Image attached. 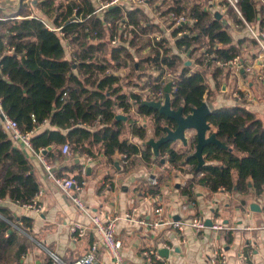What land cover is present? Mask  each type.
Listing matches in <instances>:
<instances>
[{
  "label": "trees",
  "instance_id": "16d2710c",
  "mask_svg": "<svg viewBox=\"0 0 264 264\" xmlns=\"http://www.w3.org/2000/svg\"><path fill=\"white\" fill-rule=\"evenodd\" d=\"M147 1L156 4L165 18L171 12L184 11L196 19L192 26H181L188 33L176 41L195 55V68L171 51L166 37L153 45L149 35L160 32L161 26L143 6L101 8V2L96 0H18L17 9L0 20L2 112L14 119L23 132L32 131L30 141L35 151L51 147L46 158L52 164L62 158L64 144L76 156L94 155L96 149L108 156L122 153L128 163L141 158L147 163L163 164L162 156L167 153L164 163L170 167L194 165V175L201 174L196 181L213 192L220 188L243 191L249 185L258 192L264 190V121L239 90L229 96L231 104L211 109L207 117L209 133H214L226 148L206 145L205 163L198 170L197 159L189 156L196 143L194 138L184 153L167 143L160 146L157 156L145 143L149 129L136 117L149 119L154 139L166 133V126L174 128L175 122L143 105L142 89L149 84L153 89L159 88L156 82L166 71L175 73L171 108L181 107L183 115H188L205 98L213 103L223 84H227L230 73L216 66L217 61L240 56L241 44L246 40L257 47L255 57L260 53L250 35L233 39L226 22L199 3ZM238 6L248 23L264 29L260 0H238ZM227 15L232 23L240 22L231 8ZM120 23L126 26L121 27ZM58 27L62 35L52 30ZM113 39H117L116 44L111 43ZM203 46L213 52L211 58L200 51ZM127 68L129 71L121 75L120 71ZM117 114L126 116V120L116 119ZM1 121L0 116V264H20L33 245L29 237L33 219L14 214L1 202L28 203L41 183L30 160L34 154L18 147ZM127 129L137 143L123 137ZM73 165L77 169L73 176L82 181L81 166ZM57 175L64 176L62 172ZM183 189L184 193L190 192L186 186Z\"/></svg>",
  "mask_w": 264,
  "mask_h": 264
},
{
  "label": "crops",
  "instance_id": "0c3cea01",
  "mask_svg": "<svg viewBox=\"0 0 264 264\" xmlns=\"http://www.w3.org/2000/svg\"><path fill=\"white\" fill-rule=\"evenodd\" d=\"M193 3L201 4L199 1L187 4ZM209 3V7L204 9L213 14L220 13L221 19L226 22L225 26L235 30L233 39L248 38L249 34L244 28L231 22L221 0H210ZM17 4L18 0H0V20L6 19L10 12L16 10ZM143 7L150 18L159 23L155 17L152 18V11L148 6ZM213 7L216 9L210 10ZM203 48L205 47L200 48V51H203ZM241 48L242 64L251 65L252 72L244 71L242 74L239 70L237 74L229 66H221L230 73L227 84L224 83L222 87L224 95L218 94L213 103L207 104H210V110L231 104L229 96L235 95L234 91L239 90L256 112V116L264 121V64H256L258 49L248 40L241 44ZM189 56L181 58L186 64L196 67L195 55ZM209 83L212 85L211 78ZM138 118L136 117L137 121ZM150 128L148 127L149 138ZM123 137H127L131 142H138L129 129ZM15 143L23 148L20 143ZM171 146L179 153L188 149L180 141L173 142ZM50 150L51 147L46 148L45 153ZM61 154L59 161H53L54 170L57 173L62 172L64 176H73L77 173L73 164L79 163V174L84 182L83 197L94 212L120 217L116 224V235L122 241L121 251L126 264H143L142 252L147 248L156 249L164 264H209V258L215 248L225 251L227 264H264V190L258 192L249 185L248 189L243 191H236L234 188L213 192L208 186L196 181L201 174L195 176V167L190 163L170 167L164 161L163 164L153 161L147 163L139 158V155V159L128 163L127 160L124 161L122 153L115 152L108 156L98 153L96 149L94 155L84 153L76 156L70 151L68 154L61 151ZM30 160L41 183V210L34 212L24 209L9 200L1 202L14 214L27 215L33 219L29 235L33 245L22 256L20 264H70L87 253L93 242L98 241L97 232L89 217L46 178L37 158L32 156ZM130 160L132 161V158ZM214 163L216 162H212ZM234 173L235 171H232L233 176ZM152 177L157 178L158 185L150 183ZM184 186L188 188L189 193H184ZM158 206L163 209L160 217L164 224L154 228L150 223L157 217L154 208ZM126 214H131V218L126 219ZM195 216L206 220L215 216V220L223 224L224 229L215 231L207 227L195 232L186 228L182 238L168 224L179 218ZM141 220L145 224L139 223ZM74 221L82 222L88 227L87 235L78 241H73L69 235V226ZM95 259L98 264H112L109 254L99 243Z\"/></svg>",
  "mask_w": 264,
  "mask_h": 264
},
{
  "label": "built area",
  "instance_id": "2783aa9c",
  "mask_svg": "<svg viewBox=\"0 0 264 264\" xmlns=\"http://www.w3.org/2000/svg\"><path fill=\"white\" fill-rule=\"evenodd\" d=\"M262 7L264 8V0H260ZM222 7L224 10L232 9L240 22L237 27L244 28L248 34L257 42L260 53L256 58V64L262 66L264 64V29L255 28L253 25L248 23L241 14V11L238 6V0H221ZM101 8H108L111 6L117 5H127V6H148L149 10L152 11V18L155 17L156 20L159 21V25L161 26V31L153 33L149 35L153 45L161 42L162 37H166L169 42V46L171 51L174 54H177L180 57L189 58L190 52L187 49L186 45L178 46L176 41L179 37L188 33L185 28H181L183 25L192 26L196 19H191L184 11L180 13L171 12L167 18H165L166 22H162V16L159 13V9L155 8L154 3L149 4L147 0H106L100 3ZM108 26L111 23H107ZM120 26L125 27V23H120ZM176 30V33L173 34V31ZM55 31L61 32V27L52 29ZM112 44L117 43V39H113L111 41ZM207 49L203 48V52L205 53L206 58H211L213 56V52L206 51ZM206 51V52H205ZM218 66H229V68L238 74L240 69H244L245 72H252L251 65H243L240 59V56H236L231 60L222 62H216ZM152 68L155 66L151 65ZM176 74L170 71H166L162 78L158 80L156 83L159 85V88L153 89L150 84L142 89V94L145 100L159 101L161 103L164 102L165 92L164 88L168 82H171L170 89V101L171 94L174 91V78ZM0 116L3 128L10 134L12 139L15 142L20 143L24 148L30 150L37 160L42 165L46 178L51 181L59 190L63 192V194L68 198L83 214L89 217L90 222L97 232L98 241L93 242L90 245V249L83 256L73 261L70 264H98L95 259V253L98 250V243L101 244L111 258L112 264H126L122 255V241L116 235V224L120 219L117 215H100L94 212L92 206L86 201L83 197L84 190V182L78 180L74 176H59L54 170V165L48 161L46 158V148H41L38 151H35L32 148L30 136L32 131L23 132L18 123L12 119L7 117L1 110L0 106ZM63 154H68L70 151L69 145L64 144L61 148ZM123 159L125 155L122 154ZM163 160L168 158V154H163ZM126 162V160L124 159ZM84 171H82L83 174ZM150 183L152 185H158V180L155 177H152ZM223 189V188H220ZM225 190V189H224ZM42 196V190H38L34 197L28 203H24L20 205L24 209L32 210L34 212H39L41 210L40 199ZM162 207L158 206L154 208V212L157 215L155 219H153L150 225L154 228L164 224L163 219L160 217L162 215ZM126 219L131 218V214H126ZM211 225L207 226L206 219L203 217L195 216L191 218H183L177 219L168 224L177 232V234L183 238L184 232L186 228L193 229L195 232H200L207 227L212 230L219 231L224 229V225L215 220V216L211 217ZM141 224H145L143 220L139 221ZM166 223V222H165ZM88 233V227L84 225L82 222L74 221L69 226V235L73 241H78L84 238ZM143 264H164L162 257L159 255L158 251L154 248H147L142 252ZM209 264H227V256L225 251L222 248H215L209 258Z\"/></svg>",
  "mask_w": 264,
  "mask_h": 264
},
{
  "label": "water",
  "instance_id": "95a60500",
  "mask_svg": "<svg viewBox=\"0 0 264 264\" xmlns=\"http://www.w3.org/2000/svg\"><path fill=\"white\" fill-rule=\"evenodd\" d=\"M111 6L109 8H112ZM215 17L221 19L219 12H216ZM243 74L244 69H240ZM171 82H168L164 88L165 98L164 102L152 100H143L142 104L151 107L175 122V127H165L166 133L158 139L149 138L145 143L150 145L153 153L157 156L160 146L167 143L180 141L187 151L189 150V141L194 138L196 140L195 146L189 156L197 159L196 170L204 165L203 148L208 144H216L226 148V144L217 139L214 133H209L210 125L207 122V117L211 110L205 101H202L198 107H194L188 115H183L182 108L172 109L170 101ZM126 116L117 114L116 119L126 120ZM188 135V136H187ZM190 135V136H189ZM164 160L162 159V162ZM207 226L211 225V220H206Z\"/></svg>",
  "mask_w": 264,
  "mask_h": 264
},
{
  "label": "rangeland",
  "instance_id": "374dc122",
  "mask_svg": "<svg viewBox=\"0 0 264 264\" xmlns=\"http://www.w3.org/2000/svg\"><path fill=\"white\" fill-rule=\"evenodd\" d=\"M187 3H191V2H195V1H199L200 3H201V5L203 6V8H207V7H209V5L211 4V3H209L208 4V1H210V0H185ZM216 4V3H215ZM214 9H216V7H213V9L211 8L210 10H214ZM162 22H166V20H165V17H163L162 16V20H161ZM226 30L228 31V33L229 34H231V36L233 35H235V30L233 29V28H231V27H226ZM236 37V36H235ZM193 68H195V66L193 67ZM129 71V68H127V69H123V70H121L120 71V74L121 75H125L127 72ZM219 95H224V93H222V92H220L219 93ZM206 103H210V101L209 100H207L206 101ZM208 105H210V104H208ZM140 118H142V117H139L138 118V123L140 122V124H144V122H145V124L147 125V127H150V123H149V119L148 118H145L144 120H141ZM133 120V119H132ZM131 120V121H132ZM150 130H151V128H150ZM126 135V134H125Z\"/></svg>",
  "mask_w": 264,
  "mask_h": 264
}]
</instances>
